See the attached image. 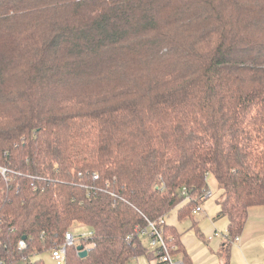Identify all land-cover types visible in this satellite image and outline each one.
<instances>
[{"label":"trees","instance_id":"1","mask_svg":"<svg viewBox=\"0 0 264 264\" xmlns=\"http://www.w3.org/2000/svg\"><path fill=\"white\" fill-rule=\"evenodd\" d=\"M210 179L233 239L264 206V0H0V264L76 224L64 264L148 257L135 228Z\"/></svg>","mask_w":264,"mask_h":264},{"label":"crops","instance_id":"2","mask_svg":"<svg viewBox=\"0 0 264 264\" xmlns=\"http://www.w3.org/2000/svg\"><path fill=\"white\" fill-rule=\"evenodd\" d=\"M212 198L213 193L210 198L201 201V211L195 214L192 212L190 218L178 221L176 217V223L171 224L165 217V223L175 226L180 233V241L190 263L264 264V206L249 208L246 223L236 236V241L235 237L228 239L227 233L222 231L226 230L228 222L226 218L217 217L219 199L215 203V210L209 211L208 207H204ZM217 227L221 230L218 231ZM144 244L148 248L146 241ZM151 253L152 250L148 248V257L135 258L129 264H159ZM176 258L182 260L180 256Z\"/></svg>","mask_w":264,"mask_h":264},{"label":"built area","instance_id":"3","mask_svg":"<svg viewBox=\"0 0 264 264\" xmlns=\"http://www.w3.org/2000/svg\"><path fill=\"white\" fill-rule=\"evenodd\" d=\"M4 171H2V174ZM185 192V190H183ZM212 196L210 190L206 191L205 194L201 197V200L204 201ZM201 211L200 206H197L193 210V214ZM165 223V217L160 218L156 223L148 221L146 227H136L134 233L140 236H143L147 240V246L151 250L155 251V254L158 256L157 260L159 264H184L182 260L177 259L171 254V251L174 250V247H170L168 240L164 238L162 226ZM79 236V235H78ZM82 237H89L91 233L81 234ZM237 241L238 238L235 237ZM75 241V236L70 232L65 235V243L58 247H53L50 251L51 260L55 264H64L66 257V247L72 245ZM18 246L20 248H25L23 241H19ZM31 263V262H30Z\"/></svg>","mask_w":264,"mask_h":264},{"label":"rangeland","instance_id":"4","mask_svg":"<svg viewBox=\"0 0 264 264\" xmlns=\"http://www.w3.org/2000/svg\"><path fill=\"white\" fill-rule=\"evenodd\" d=\"M208 186H209V189L212 191L213 193V198L207 202V204L204 206V207H208L209 208V211L210 210H215L216 209V205L215 203L218 202V199H219V192L217 190V186L216 184L213 182V181H209L208 182ZM169 217L166 216V220H168V222H170L171 224L173 223H176V211H171V213H169L168 215ZM224 221V220H223ZM80 224H76L74 226H72L71 228V233L75 236V239H77V236L78 235H81V234H87L88 233V229L81 226ZM189 228V227H188ZM217 230H221V228L217 227ZM223 233L226 232L227 233V228L226 230L225 229H222ZM40 258H42L46 264H55L52 260H51V257H50V254L49 252H46V253H43ZM20 264H27L25 261H22Z\"/></svg>","mask_w":264,"mask_h":264},{"label":"water","instance_id":"5","mask_svg":"<svg viewBox=\"0 0 264 264\" xmlns=\"http://www.w3.org/2000/svg\"><path fill=\"white\" fill-rule=\"evenodd\" d=\"M77 250V254L80 258H84L87 255V251L85 249H83L82 245H78L76 247Z\"/></svg>","mask_w":264,"mask_h":264}]
</instances>
